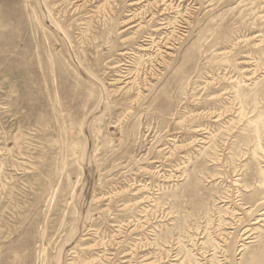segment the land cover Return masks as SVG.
I'll use <instances>...</instances> for the list:
<instances>
[{"label": "rangeland", "instance_id": "rangeland-1", "mask_svg": "<svg viewBox=\"0 0 264 264\" xmlns=\"http://www.w3.org/2000/svg\"><path fill=\"white\" fill-rule=\"evenodd\" d=\"M0 264H264V0H0Z\"/></svg>", "mask_w": 264, "mask_h": 264}]
</instances>
